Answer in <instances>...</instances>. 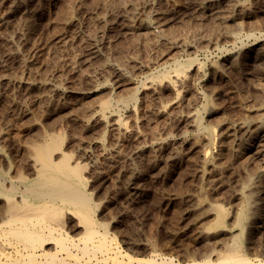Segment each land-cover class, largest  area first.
<instances>
[{
  "label": "rangeland",
  "instance_id": "374dc122",
  "mask_svg": "<svg viewBox=\"0 0 264 264\" xmlns=\"http://www.w3.org/2000/svg\"><path fill=\"white\" fill-rule=\"evenodd\" d=\"M53 1L54 0H45L39 2L41 6H39L37 3H34L36 5H31V10H38L40 7L46 8L47 10L49 6L51 9V5L54 4ZM205 1L206 0H161V2L160 0H57V8H55L53 12L52 9H49L46 11V13H44L43 17L40 19V21H38L39 23L37 24L33 33L25 30L24 43L26 44L20 43L18 45V41L16 40H14L13 44L6 43L1 40L3 34L0 32V43L2 42L0 44V131L7 129L18 131L23 130L30 123L29 121L27 123L26 119H34L37 116L34 114H38L37 108H47L48 104L44 100H39V95H37V93H31L26 90L28 88L27 85L36 86L39 88L38 90H40L39 93H46L45 95L48 94L50 96L52 94L51 89L54 86H62L67 90L76 91L78 89H86L92 82H101L104 79H110L113 81V77H115L117 68H120L122 72L124 71V75H129L135 82L140 83L143 81L144 77L149 74L159 75L169 69V65L163 63L161 60L160 56L163 55V53L165 54L169 52V50H171V48L174 47L181 39H186L189 41L192 40L195 45V50L188 51L181 48L180 51V48H177L175 50L176 53L173 54V59L175 58V61L182 65H188L189 63L193 62L203 68L201 82L193 77L191 79L190 88L194 89L193 91L195 93L198 91V94H201L202 97L209 100L210 103L214 101V104L212 103V108H206L205 110H202L200 101H197V98L195 100L196 95H194V93L188 92L187 89H183V91L181 90V95H185V101H183L178 111H174V114L172 113L173 118L171 121H165L160 118L155 119V116L153 117L156 109L155 103L150 101L148 102V99H143L139 103L135 104L139 123L137 126V131L141 133L142 137L144 136L143 139L146 142L159 137V135H163L164 131L169 133L171 132V135L174 136L175 139L179 138L180 135L185 134L187 139L186 143H188L183 145L182 148H179L181 157L179 156L176 166L169 168L171 169L169 174L170 177L168 175L167 179H163L160 174L161 171L163 172L166 170L167 166L162 161L157 163L159 162L157 160H153V162H156V165L153 162L151 165L152 160L148 159V156L147 159L144 156L143 158H132L129 160V162L122 161L120 162L121 164L118 163L120 164L118 166V164L112 165L108 163L106 158L103 160L99 157L101 159L100 161L98 158V153H95L94 148L85 149L88 158L95 160L96 162V166L93 167L94 169H97V171L96 169L93 170L94 176L96 178H94L95 180L93 182L95 185L91 188V191L94 192L93 198H95L94 201H96V203L100 204V209L103 211L101 216L103 222L109 223L110 218H116L118 221H121L120 225L117 226L116 229L110 227L109 233L110 235L112 234L111 236L114 237L115 243L120 247L121 251H125L124 253L133 256V258H149L148 255L150 253H147L142 246V244L145 242L150 244L153 247H151V250L153 249L154 252H157L156 254L160 255V257H166L165 259L168 258L171 260L172 264H192V262L194 264L202 261H210V259L212 261L210 263L213 264L216 262L215 259L224 253L223 244H226L228 241L230 242V238L227 236H222L217 240H208L207 243L206 241L201 242L198 237V230L200 228L210 227L212 225V220H209V218H201L207 208H197L195 205L203 200L208 206H220L223 209H229L228 211H230L238 205V201L234 197L235 192H237L238 188H240L244 182L251 179L254 183L253 188L251 189L253 216L250 220V223L246 227L248 231L246 230L243 237L241 253L250 259L251 264H256L258 262L264 264V176L260 178L256 172L257 167L255 165H249V161L247 160L248 158L242 156L238 160L235 159L232 163H230V166L227 164L228 167L226 166V171L224 170L226 173L224 172L222 175H219V177L218 174H212L209 176V178H200V176L196 174V168H198V155L203 150L204 146L202 145L204 144L202 141H195L191 138L192 133L188 129L187 123H184V121L177 122L175 119L176 113L177 115L182 116L186 113L188 108L194 107L195 110H197L201 115L202 126H210L215 129L217 127L216 132H225L228 127L235 126L239 122V119H241L244 115H242V113H244L246 110L252 109L254 107L258 108L264 103V90H262L264 87V64H260V62L255 63V61L248 60L240 62L237 64V66L232 67L226 62L227 59H238L236 58L238 57L236 55H238L240 49L246 48L251 44H254L256 41L259 43H264V0H244L252 7L251 11L256 13L252 17H248L247 19L245 18L246 20L242 19L239 26L219 20L214 21L213 19L208 18L202 19L204 16L198 11L199 6ZM142 4L144 5L142 6ZM130 8L131 10H129ZM1 10V12H3L4 8ZM156 10L158 12L156 13L157 16L161 18V21L164 20L166 27L168 26L167 28L165 27V31L161 35L158 32L154 33L153 31L143 32L141 35H136L133 38H128L121 35L122 33H120V31L122 32V27L126 24L125 22L130 21L131 26L133 28H137L139 21L141 23V21H145L146 19V21L148 20L147 22L150 23L153 18L154 20H157L154 13ZM219 10L221 12V16L225 17L232 16L236 18L239 14V12H233V10H231L228 5L220 4ZM129 11L130 13H128ZM69 12L76 14L78 18L76 24L73 27H68L64 22V19ZM100 12L102 15H99ZM124 12L129 18H123ZM149 15L152 16L150 17ZM101 16L106 18L108 17L106 23L100 22L99 17ZM16 18L18 19H15L9 23L10 29L20 26V17ZM103 31H105L107 35H102ZM224 33H234L233 35L236 36L235 42L232 43L223 39ZM88 35L91 36L89 37ZM108 35L110 37H108ZM15 41L17 43H15ZM91 44L93 46H91ZM96 49L99 53L94 54V50ZM27 62L31 65V67L30 65L25 66V63ZM131 63H133V66H131ZM210 66L219 67L222 73L219 75H214L213 77L209 71L211 69ZM260 66L261 68H259ZM140 68H144L142 73L139 71ZM101 72L104 76H102V79L100 75ZM16 84L18 86H16ZM35 89L36 88H34V90ZM6 90L9 91L7 92ZM101 97L106 98L108 97V94H103ZM171 97L173 98L172 92L165 91L161 96V102L165 105L170 104L172 99ZM55 98L56 97H54L53 100L54 103L50 107L55 108L57 106L58 108L61 106L59 108H63V102L58 100V98ZM75 102L76 96L73 95L65 103L71 104V108L85 107L79 106L78 104L76 105ZM117 109V112L121 114L120 116L125 119L126 113L124 109ZM262 117H264V115H262ZM3 121H5V124ZM67 122L68 120L66 116L65 118L64 116L61 117L58 127L61 133L64 134L63 136L65 137V143L67 142L65 149L70 152L73 157H75V154L77 155V148H81L78 147L80 141L82 142L83 140L84 142H89L93 135L89 133L83 134V132L78 127H75L73 123ZM23 123H27V126ZM76 131H78L79 134H77ZM96 133L98 136L100 135L103 137L106 145H108V143L110 144L112 141V135H110L111 132L109 130H102ZM234 137L236 139L232 138L233 141L229 139V143H232L230 144L233 145L234 149L236 147V149L242 150L245 145L243 136L240 134H235ZM68 140L72 143H69ZM92 149H94V151ZM162 151L164 155L167 156L170 154L171 149L170 147H165ZM211 151L214 155L218 154H216V152H218L216 147ZM121 152L124 154L129 153V145L126 143L122 144ZM244 157L247 161L244 159ZM148 160L151 161L148 162ZM147 166L150 168H145ZM139 167L141 170L144 169L143 173L148 180H146V183L144 182L143 185V189H145V196H133V199L126 190L128 177L126 176L127 173L124 174V169L129 170L130 168L133 169ZM86 168L89 169L90 167L86 166ZM192 170L194 173H192ZM123 175H125V178ZM153 175L154 177H152ZM205 179L208 180L206 181ZM103 213H105L106 216H104ZM203 223L206 224L204 225ZM226 225L230 228L231 222L227 221ZM253 230L255 233H251ZM220 239H223V241H220ZM244 243H246V245ZM132 244L134 246H132ZM207 244L211 245L208 246ZM138 246L140 247L138 248ZM213 249L214 252L212 251ZM206 252L209 254V256H207L208 254ZM211 252L213 253L211 254Z\"/></svg>",
  "mask_w": 264,
  "mask_h": 264
},
{
  "label": "bare ground",
  "instance_id": "6f19581e",
  "mask_svg": "<svg viewBox=\"0 0 264 264\" xmlns=\"http://www.w3.org/2000/svg\"><path fill=\"white\" fill-rule=\"evenodd\" d=\"M42 1L45 0H0V32H2L3 34L1 40L9 44H13L14 40L18 41V43L15 41V43H17L18 45L20 43H24L25 30L33 33V31L36 29L37 24L39 23L38 21H40L44 13H46V11L50 9L49 6L47 10L46 8L42 7H40V9L38 10H31V5H33L34 3L39 4V2ZM53 2L54 4L51 5L52 12L53 10H55V8H57V0H54ZM220 4L228 5L231 10H233V12H239L238 16L236 18L232 16H221V12L219 10ZM143 5L144 4H142V6ZM39 6L41 5L39 4ZM3 8L4 11L1 12V9ZM251 8L252 7L244 0H206L199 6L198 12L204 16L202 19L208 18L213 19L214 21L219 20L225 23H233L239 26L242 19H247L248 17H252L255 15L256 12H252ZM129 10H131V8ZM69 13L65 17L64 22L68 27H73L76 24L78 18L76 14ZM128 13H130V11ZM154 13L155 17L157 18V20L155 19L156 21L154 20V18L151 20V22L154 21L152 23L147 22L148 20L146 21V19L145 21H141V23L138 20L139 25L137 28H133L130 21L125 22L126 24L122 23L125 25H123L122 27V32L120 31V33H122L121 35L128 38H133L136 35H141V33L149 31H153L154 33L158 32L161 35L165 31L166 25L164 23V20L162 19L163 21H161V18L157 16V10ZM100 14L101 12L99 13V15ZM16 17H20L19 20L21 24L17 28L10 29L9 23L11 21H14L15 19H18ZM107 18L104 16L99 17L100 22L102 23H106ZM123 18H129L127 14H125V12ZM233 34L224 33L223 39L233 43L236 40V36ZM102 35L105 36L107 34L105 31H103ZM108 37L110 36L108 35ZM91 46L93 45L91 44ZM194 46L195 45L192 40H179L176 45L172 47L171 50H169V52L165 54L163 53V55L160 56L163 63L169 65V69L159 75L149 74L145 76L143 81L140 83L135 82L129 75H124V71L122 72L120 68H117L115 77H113L115 80L113 79V81L110 79H104L101 82H92L86 89H78L76 91L67 90L62 86H54L51 89L52 94L50 93V96L48 94L45 95L46 93H39L40 90H38L39 88H37L36 86L27 85L28 88L26 90L28 92L37 93V95H39L38 99L44 100L48 105L47 108H37L38 114L34 113L37 116L34 119L30 118V120L32 121L26 119V122L28 123L29 121L30 123L28 126L26 125L27 123H23L27 126L25 129L20 131L10 129L0 131V264H172L171 260H169L168 258L165 259L166 257H160V255L156 254L157 252H154L153 249L151 250L152 246L148 243L144 242V244H142L146 252L150 253L149 255L147 254L149 256L148 259H135L133 258V256L124 253L125 251H121L120 247L116 245L114 237H112V234L110 235L109 233V228L113 227L116 229V227L120 225L121 221H118V219L116 218H110L109 223L102 221L103 219L101 218V216L103 211L100 209V204L94 201V192L91 191L92 186L94 187L95 185V183L93 184V182L96 178L94 176L93 170H95L96 168L94 169L93 167L96 166V162L95 160H91L88 158L85 149L94 148L95 153H98V158L100 157L103 160H105L106 158L107 162L112 165H117L122 161L129 162V160H131L132 158H143L144 156L146 157V159L148 156V159L152 160H150L151 165L153 163L156 165V162H153V160L159 161L157 163H160V161H162L167 167L166 170L163 169L165 171H161L160 176L163 177V179H167L171 170L169 168L176 166V164L178 163V159L180 156L179 148H182L183 145L188 143H186L187 139L185 137V134H182L179 136V138L175 139V137L171 135V132L169 133L167 131H164L163 135H159V137L146 142L143 139L144 136L142 137L141 133L137 131V126L139 123L135 104L139 103L143 99H148V102L150 101L152 103H155L156 109L155 113L153 114V117L155 116V119L160 118L165 121H171V119L173 118L172 113L174 111H178L183 101H185V95H181V92L183 91V89H187L188 92L194 93V95H196L195 100L197 98V101H200L202 110H205L206 108L211 109L212 103L214 104V101H212L211 99L212 97L210 98L212 103H210L209 100L204 99L201 94H198V91L197 93H195L193 91L194 89L190 88L191 79L193 77L201 82L203 76V68L193 62L189 63L188 65H182L180 63H177L175 61V58L173 59V54L176 53L175 50L177 48H180V51L181 48L184 50L193 51L195 50ZM97 49L94 50V54L99 53ZM236 56L235 57L238 59H227V64L234 67L237 66V64L240 62L248 60L255 61V63L260 62V64H264V43H259L256 41L254 44L240 49L238 55ZM131 64V66H133V63ZM29 65L30 64H28V62L25 63V66ZM144 68H140V70H138L142 73L144 71ZM259 68H261V66ZM209 71L211 72L213 77L214 75H219L222 73L220 68L216 66L211 67ZM100 75L102 79V72L100 73ZM16 86L18 85L16 84ZM34 88L36 89L34 90ZM262 90H264V87ZM165 91H170L173 94V98L171 97V103L166 105L161 102V96ZM103 94H108V97L102 98L101 95ZM73 95L76 96V105L78 104L79 106H85L86 108H71V104L65 103ZM54 97L63 102V108H59L61 106H59L58 108L57 106L55 108L50 107L54 103ZM117 108L124 109L126 113L125 119L122 118L120 116L121 114L117 112ZM242 115L243 117L239 119V122L235 126L228 127L225 132H216L217 127L215 129L210 126H202L201 115L197 110H195L194 107L188 108L186 113L182 116H179L176 113L175 119L177 122L184 121V123H187L188 129L192 133L191 138L195 141H202L204 144L202 145L204 146L203 150L198 155V168H196V174H198L200 178H209V176L212 174H218L219 177V175H222L226 171V166L228 167V165L235 159L238 160L242 156L248 158L247 160L249 161V165H255L257 167L256 172L260 178L264 176V117H262V115H264V103L258 108L254 107L252 109L246 110L244 113H242ZM63 116L64 118L66 116L68 122H71L75 125V127H78L83 132V134L89 133L93 135L92 139H88L89 142H84L81 138L82 142L80 141V144L78 146L81 148H77V155L75 154V157H73L71 153L65 149V145H67V142L65 143V137L63 136L64 134L61 133L58 127L59 120ZM3 123L5 124V121H3ZM102 130H109L111 132L110 135H112V141L110 142V144L108 143V145L105 144L103 137L100 135L98 136L96 133ZM76 132L77 134H79L78 131ZM235 134H240L241 136H243L245 145L242 150L236 149V147L234 149L233 145H231L232 143H229V139L232 140V138H235ZM70 142L71 141H69V143ZM124 143L129 145V153L124 154L121 152V147ZM71 145L74 146L73 144ZM165 147H170L171 149L170 154H168L167 156L164 155L162 151ZM215 147L218 149V152H216V154L218 153L217 155H214L211 151L212 149H215ZM94 149L92 150L94 151ZM150 161L148 160V162ZM120 164H118V166ZM86 166L90 168L88 169L86 168ZM149 166L145 168H148ZM126 170L128 169H124V174L127 173L126 176L128 177L126 190L129 192L132 198L133 196H143L145 194L143 185L144 182L146 183V180H148L143 173L144 169L141 170L139 167L133 169L130 168L128 171ZM192 173H194V171ZM123 176L125 178V175ZM152 177H154V175ZM205 180L207 181L208 179ZM253 184V181L249 179L244 182L240 186V188H238L237 192H235L234 194V197L238 201V205L230 211H228L229 209L225 210L220 206H208L203 200L195 205V207L197 208H207L201 218H209V220H212V225L210 227L200 228L198 230L199 236H197L199 237V240L201 242L206 241L207 243L208 240H217L222 236H227L230 238V242L228 241L229 243L226 242V244H223L224 253L219 257H217L218 255L216 254V262L213 264H251L250 259H248L241 252L243 246V237L247 230L246 227L250 223V220L253 216V201L251 196V189L253 188ZM103 215L106 216L105 213H103ZM227 221L231 222L230 228L226 225ZM251 233H255V231L253 230ZM220 241H223V239H220ZM244 244L246 245V243ZM132 246L134 245L132 244ZM139 247L140 246H138V248ZM212 251L214 252V249ZM213 252H211V254ZM207 256H209V254ZM210 262H212L211 259L210 261H202L194 264H211ZM256 264L261 263L258 262Z\"/></svg>",
  "mask_w": 264,
  "mask_h": 264
}]
</instances>
